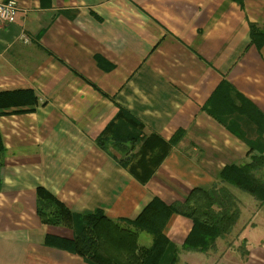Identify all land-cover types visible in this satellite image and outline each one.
I'll return each mask as SVG.
<instances>
[{
  "label": "crops",
  "instance_id": "1",
  "mask_svg": "<svg viewBox=\"0 0 264 264\" xmlns=\"http://www.w3.org/2000/svg\"><path fill=\"white\" fill-rule=\"evenodd\" d=\"M15 1V22L0 29V92L32 90L38 105L0 115V264H87L46 243L73 232L42 223L39 188L73 213L135 220L154 197L184 202L225 167L250 161L264 128V0ZM229 96L234 106L222 104ZM240 102L258 125L233 112ZM119 107L145 136L169 142L183 132L146 185L96 143ZM119 127L115 135H125ZM233 189L245 251L225 248L227 236L215 252H181L179 264H264V206ZM192 226L173 215L165 234L181 248Z\"/></svg>",
  "mask_w": 264,
  "mask_h": 264
},
{
  "label": "trees",
  "instance_id": "2",
  "mask_svg": "<svg viewBox=\"0 0 264 264\" xmlns=\"http://www.w3.org/2000/svg\"><path fill=\"white\" fill-rule=\"evenodd\" d=\"M50 2L41 0L43 7L50 6ZM260 33L257 26H251L252 37ZM223 87L226 89L227 85ZM222 94L224 91L221 93L220 90L214 100ZM235 99L233 101L229 96L227 103H222L221 100L219 102L224 106H234ZM240 104L233 112L248 115L258 125L257 114L253 108L248 103ZM37 105L38 99L32 90L0 92V115H6L4 111L12 107H29L30 110L26 111H32ZM210 114L225 124L220 119L223 115ZM121 125L124 126L122 129L125 130V135H115ZM229 127L233 134L247 141L245 133L235 126ZM263 132L264 128L259 133L256 145L247 141L251 153L250 161L242 166L225 167L219 181L211 189L195 188L184 202L173 204H166L159 197H154L135 220H113L102 210L76 214L50 192L39 188L37 213L42 223L65 227L73 232V238L49 237L46 243L82 257L87 264H179L181 252H215L217 241L232 234L240 217L239 202L230 187L250 195L264 206ZM182 137L183 132H178L169 142H165L157 135L145 136L143 124L119 107L115 122L96 139V143L117 159L137 181L146 185ZM254 152L255 155L252 154ZM173 215L185 217L193 224L181 248L175 246L165 234V228ZM143 233L151 237L150 246L140 245L139 239Z\"/></svg>",
  "mask_w": 264,
  "mask_h": 264
},
{
  "label": "built area",
  "instance_id": "3",
  "mask_svg": "<svg viewBox=\"0 0 264 264\" xmlns=\"http://www.w3.org/2000/svg\"><path fill=\"white\" fill-rule=\"evenodd\" d=\"M19 6L15 0H0V29L15 22Z\"/></svg>",
  "mask_w": 264,
  "mask_h": 264
},
{
  "label": "rangeland",
  "instance_id": "4",
  "mask_svg": "<svg viewBox=\"0 0 264 264\" xmlns=\"http://www.w3.org/2000/svg\"><path fill=\"white\" fill-rule=\"evenodd\" d=\"M264 172V170L262 171ZM234 192H238L237 190L233 189ZM240 193V192H239ZM241 235V231L239 229H235L232 234L230 236H228L227 238V242H226V246L225 248L227 247V249H232V250H239V252H242V250L245 251V248H242L241 247L243 246L242 245V238L239 236ZM239 236V237H238ZM146 238H149L148 240H150V236H148L147 234L143 233L142 236H141V240H140V245L141 246H145L144 245V242H145V239ZM238 238V239H237ZM147 246V245H146ZM150 246V245H149ZM241 246V247H240ZM237 254L239 255V253L237 252ZM238 258V256H237Z\"/></svg>",
  "mask_w": 264,
  "mask_h": 264
}]
</instances>
